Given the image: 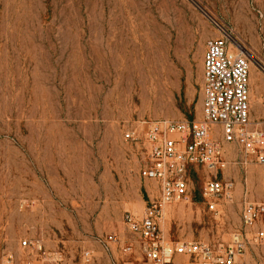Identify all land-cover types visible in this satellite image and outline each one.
I'll list each match as a JSON object with an SVG mask.
<instances>
[{
    "label": "rangeland",
    "instance_id": "rangeland-1",
    "mask_svg": "<svg viewBox=\"0 0 264 264\" xmlns=\"http://www.w3.org/2000/svg\"><path fill=\"white\" fill-rule=\"evenodd\" d=\"M216 25L249 58L263 96L260 117L251 95V121L264 126V0H0V264L124 256L136 242L126 215L157 195L141 178L148 144L125 135L144 121L202 118L203 49L221 38ZM226 160L218 179L235 184L232 203L214 217L208 173L193 171L192 204L164 217L172 240L244 233L243 196L264 203L262 173L237 145ZM110 235L119 244L107 254ZM239 264H264V246Z\"/></svg>",
    "mask_w": 264,
    "mask_h": 264
},
{
    "label": "built area",
    "instance_id": "built-area-1",
    "mask_svg": "<svg viewBox=\"0 0 264 264\" xmlns=\"http://www.w3.org/2000/svg\"><path fill=\"white\" fill-rule=\"evenodd\" d=\"M216 26L221 38L209 40L203 55L202 118L144 121L142 130L125 135L131 142L143 137L148 144L141 178L156 185L157 195L146 201L142 217L126 215L136 242L124 243L123 252L132 255L139 244L141 259L120 263L113 258L112 264H239L250 247L264 246V203L248 201V193L241 207L244 233L234 235L228 243L176 241L162 228L169 207L192 204L191 174L200 169L208 173L204 186L207 207L214 217L223 216L222 200L232 203L235 190L233 182L218 179L227 167L228 145L242 149L244 165L255 159L264 185V126L251 121L250 61L231 36ZM114 244H119L115 235L102 242L107 254H112ZM23 246L31 244L24 242ZM83 258L90 263L93 253L87 251Z\"/></svg>",
    "mask_w": 264,
    "mask_h": 264
},
{
    "label": "crops",
    "instance_id": "crops-1",
    "mask_svg": "<svg viewBox=\"0 0 264 264\" xmlns=\"http://www.w3.org/2000/svg\"><path fill=\"white\" fill-rule=\"evenodd\" d=\"M203 51L205 52L204 49H203ZM251 95H252V106L254 108V111L256 113H258V115L261 117L262 113L259 112V106H260L259 103H261V98L263 96H262L261 89L258 86L257 79L253 80ZM260 171H261V169H260ZM245 193H248V195H249L248 191H245ZM243 198H244V196H243ZM143 212H144V210H143ZM142 215H143V213L139 216H136V217H142ZM132 236L133 237L130 240L135 239L133 234H132ZM140 259H141V249H140L139 244H137L135 247V252L132 255H127L124 253V256L122 258H118L117 260L120 263H124V262H135V263H137Z\"/></svg>",
    "mask_w": 264,
    "mask_h": 264
},
{
    "label": "bare ground",
    "instance_id": "bare-ground-1",
    "mask_svg": "<svg viewBox=\"0 0 264 264\" xmlns=\"http://www.w3.org/2000/svg\"><path fill=\"white\" fill-rule=\"evenodd\" d=\"M171 207H172V206H171ZM171 207H169L168 210H169ZM168 210H167V212H168ZM167 212L165 213V215L167 214ZM164 217H165V216H164ZM164 225H165V219H163V221H162V227H164Z\"/></svg>",
    "mask_w": 264,
    "mask_h": 264
}]
</instances>
